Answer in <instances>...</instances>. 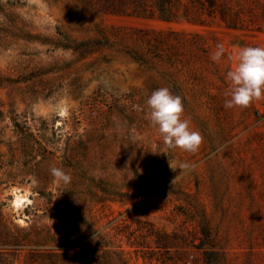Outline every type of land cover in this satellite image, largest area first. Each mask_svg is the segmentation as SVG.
Here are the masks:
<instances>
[{
  "label": "rangeland",
  "instance_id": "rangeland-1",
  "mask_svg": "<svg viewBox=\"0 0 264 264\" xmlns=\"http://www.w3.org/2000/svg\"><path fill=\"white\" fill-rule=\"evenodd\" d=\"M110 1L0 0V237L17 243L0 264H204L202 224L219 264H264V98L225 107L236 53L264 47V0H173L170 21ZM160 87L181 97L197 152L154 153ZM179 162L193 167L172 182Z\"/></svg>",
  "mask_w": 264,
  "mask_h": 264
},
{
  "label": "clouds",
  "instance_id": "clouds-1",
  "mask_svg": "<svg viewBox=\"0 0 264 264\" xmlns=\"http://www.w3.org/2000/svg\"><path fill=\"white\" fill-rule=\"evenodd\" d=\"M216 48L212 56L213 61H219L225 52L222 44H217ZM225 79L229 82L230 97L225 101L226 108H246L253 101L264 98V47H241L236 53L235 67L226 72ZM146 105L147 119L166 148V151L154 153L172 156L176 149L186 153H195L199 150L202 136L191 127L189 119L183 118L184 106L180 96L173 95L167 87H160L147 97ZM58 115L67 118L69 111L67 108L58 110ZM169 167L173 171L179 169L173 182L179 176L187 174L193 165L179 162L175 165L169 163ZM50 173L58 188L71 182L70 174L61 168L53 166ZM24 203L25 201H18L17 206H23Z\"/></svg>",
  "mask_w": 264,
  "mask_h": 264
},
{
  "label": "trees",
  "instance_id": "trees-1",
  "mask_svg": "<svg viewBox=\"0 0 264 264\" xmlns=\"http://www.w3.org/2000/svg\"><path fill=\"white\" fill-rule=\"evenodd\" d=\"M149 1H151V5L148 4ZM131 3H132L131 7L125 6L124 4H122L121 0H112L110 1L109 4L111 6V9L116 12H125V13L127 12L130 14H136V15H146L148 13L154 15V13H156L158 17L166 21H170L175 18L173 16L174 13L171 11V8H170L174 4L173 0H131ZM0 11H2L1 6H0ZM8 21L10 23H13L15 22V19L10 17L8 18ZM10 33L12 36H15V37L18 36L23 39L32 38V36H30L28 32H24L21 29H19V32L10 31ZM40 41H47V39L42 38V40ZM86 44L87 43L82 44V45H86ZM59 45L65 46L64 44H59ZM75 49H77V47ZM14 124L17 127L18 131L23 134L24 139L30 138L34 142L38 143V140H36L35 137L32 134H30L25 129L24 126L20 125L18 122H15ZM200 233H201L200 243L196 246V248L202 250L203 263L204 264H219L221 254L212 249L213 244L209 243V240L211 239L210 233L205 224L201 225ZM0 244L11 246V245H16L17 243H16V240L12 242V241H9L8 239L2 240V238L0 237ZM206 245H209L210 247H206ZM12 249H15V248L12 246Z\"/></svg>",
  "mask_w": 264,
  "mask_h": 264
},
{
  "label": "bare ground",
  "instance_id": "bare-ground-1",
  "mask_svg": "<svg viewBox=\"0 0 264 264\" xmlns=\"http://www.w3.org/2000/svg\"><path fill=\"white\" fill-rule=\"evenodd\" d=\"M26 198L22 196L21 194H15L14 196V205L17 206L18 201H25Z\"/></svg>",
  "mask_w": 264,
  "mask_h": 264
}]
</instances>
